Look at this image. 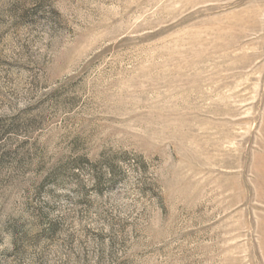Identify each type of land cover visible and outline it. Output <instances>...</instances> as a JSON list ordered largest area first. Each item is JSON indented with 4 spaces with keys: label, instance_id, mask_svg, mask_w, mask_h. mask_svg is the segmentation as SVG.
Wrapping results in <instances>:
<instances>
[{
    "label": "rangeland",
    "instance_id": "374dc122",
    "mask_svg": "<svg viewBox=\"0 0 264 264\" xmlns=\"http://www.w3.org/2000/svg\"><path fill=\"white\" fill-rule=\"evenodd\" d=\"M0 264H264V0H0Z\"/></svg>",
    "mask_w": 264,
    "mask_h": 264
}]
</instances>
